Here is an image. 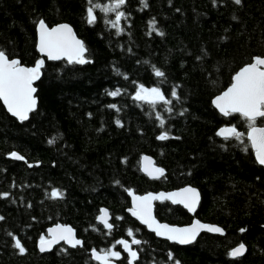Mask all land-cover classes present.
Returning a JSON list of instances; mask_svg holds the SVG:
<instances>
[{
  "label": "trees",
  "instance_id": "1",
  "mask_svg": "<svg viewBox=\"0 0 264 264\" xmlns=\"http://www.w3.org/2000/svg\"><path fill=\"white\" fill-rule=\"evenodd\" d=\"M113 2L0 0V50L10 59L26 67L40 59L35 26L43 20L48 27L69 25L89 61L43 60L37 106L25 122L0 105V264H96L89 252L110 248L124 264L116 241L133 238L141 241L131 246L138 254L133 264H264V167L245 139L247 121L237 114L222 117L210 104L240 68L264 58V0H126L117 9L125 14L119 35L105 23L115 12L100 10ZM97 4L90 25L87 9ZM141 85L159 88L171 103L135 100ZM118 89L119 95H109ZM256 126L264 127V118ZM222 127H235L241 140L219 138ZM161 133L168 139H157ZM12 152L24 159L10 160ZM142 155L163 169L162 178L140 174ZM184 186L200 194L194 217L221 228L223 236L203 233L177 247L124 212L129 190L142 195ZM54 190L62 195L53 198ZM101 208L109 213L111 231L96 223ZM154 216L175 226L192 219L167 202L154 204ZM54 224L69 225L81 246L60 244L39 254L36 245ZM240 244L244 255L231 259L229 252Z\"/></svg>",
  "mask_w": 264,
  "mask_h": 264
},
{
  "label": "snow or ice",
  "instance_id": "2",
  "mask_svg": "<svg viewBox=\"0 0 264 264\" xmlns=\"http://www.w3.org/2000/svg\"><path fill=\"white\" fill-rule=\"evenodd\" d=\"M125 2L126 0H114L110 7L105 6L103 8H100L98 4L90 6L87 9V22L90 25L96 22L97 16L94 14V8H100L105 13L115 12V19L111 21L105 20V23L115 28L116 34L119 35L123 31L119 24L125 14L122 11H117V9H120ZM240 2L241 0H235L237 4ZM89 3L91 4L92 0H89ZM150 27L155 31L154 23L150 24ZM37 30V50L46 56L48 60L65 58L68 63L84 64L89 62L85 59L87 49L80 40L76 39L68 25L49 28L43 20H40ZM43 64L44 61L41 59L37 60L33 67L22 66L18 59H10L5 51L0 50V101L20 121L27 120L29 113L36 108L37 101L33 95L36 92V88L33 87V82L40 78ZM154 71L157 77L164 76V73L160 70L155 69ZM119 94V89L109 93L113 97ZM172 96L177 97L175 90H173ZM134 99L147 101L152 105H155L157 102H163L165 105L171 103L170 100L165 98L159 88L153 87L147 89L142 85L138 87ZM212 103L223 116L227 117L239 114L247 121L249 128L247 139L255 153L256 162L264 166V127H256L257 119L264 118V58L254 57L251 63L240 68L232 77L231 85L221 95L215 97ZM111 107H115V105H111ZM168 110L171 111V109ZM156 118L160 120V124L163 126L164 120L159 115ZM117 124H119V121H117ZM216 135L222 136L225 139L234 137L237 140H241L243 136L235 127H222L217 131ZM157 139H168V135L167 133H161ZM52 142L51 140L49 141V143ZM10 156L16 160L24 159L23 156L16 152L10 153ZM144 159L146 160L147 158ZM143 170L150 176H153V178H159L158 176H154L153 173L163 175V169L161 168L149 170L145 166ZM51 195L53 198H57L62 194L54 190ZM129 195H132L133 198V207L130 210L131 214L139 219L142 224L147 225L157 236H166L169 240L180 244H187L191 243L201 230L222 234V229L202 224L199 221L193 222L189 227L175 228L159 224L152 216V201L154 200H171L173 204H183L189 211H194L196 204L199 202V193L194 188L186 187L169 194L160 193L159 195H153L149 193L146 196H135L130 192ZM107 216V210L101 209V215L98 217V220L103 223L106 229L111 231L113 225L108 222ZM241 231L244 230L241 229ZM48 234L50 238H45L44 236L40 238V250L42 252L49 250L52 245L60 241H64L72 247L81 245V241L75 238L73 229L68 226L56 225V227L48 230ZM127 234L130 237L133 236L131 230ZM140 243L141 241L135 238L131 240V243L124 239L116 241V244L122 245L124 251L128 253V264H133L138 259L137 251L132 250L131 246L139 245ZM14 247L21 254L25 251L19 240H16ZM114 247L115 245H113ZM244 251L245 246L240 244L229 252V256L239 257L244 254ZM120 256L121 253L113 251L112 248L106 252L100 250V253L96 249L92 250L93 259L100 261L101 264H110L109 257L120 259Z\"/></svg>",
  "mask_w": 264,
  "mask_h": 264
},
{
  "label": "water",
  "instance_id": "3",
  "mask_svg": "<svg viewBox=\"0 0 264 264\" xmlns=\"http://www.w3.org/2000/svg\"><path fill=\"white\" fill-rule=\"evenodd\" d=\"M59 25H67V24H64V23H61V24H57V25H54V26H51V27H49V28H53V27H57V26H59ZM37 26H38V23L36 24V26H35V51H36V53H37V55H38V57L40 58L39 60H44L45 62H59V61H64V62H66L67 64H76V63H68V61H67V59H65V58H61V59H59V60H48V58L46 57V56H44V55H42L41 53H39L38 52V50H37V44H38V30H37ZM69 26V25H68ZM70 27V26H69ZM71 28V27H70ZM71 30H72V33H73V35L76 37V39H78V40H80L77 36H76V34H75V32L73 31V29L71 28ZM81 41V40H80ZM82 42V41H81ZM253 61V60H252ZM36 64V63H35ZM34 64V65H35ZM33 65V66H34ZM33 66H30V67H33ZM240 70V69H239ZM238 70V71H239ZM235 75V74H234ZM233 75V76H234ZM40 77H41V74H40ZM40 79V78H39ZM39 79L38 80H36V81H34L33 82V87L35 88V85L38 83V81H39ZM231 83H232V79H231ZM231 83H230V85H231ZM229 85V86H230ZM228 86V87H229ZM227 87V88H228ZM227 88L225 89V90H223L220 94H218L217 96H219V95H221L224 91H226L227 90ZM36 93V92H35ZM35 93L33 94L34 95V97H35ZM217 96H215V97H217ZM214 97V98H215ZM36 98V97H35ZM213 98V99H214ZM213 99L210 101V104H211V107L220 115V116H222V117H225V116H223L220 112H219V110L213 105V103H212V101H213ZM36 101H37V99H36ZM0 105L2 106V108H3V110H4V112L9 116V117H11V118H13V119H15L16 121H18V122H25V121H27V120H24V121H20L17 117H15V116H13L8 110H7V107L3 104V102L2 101H0ZM36 106H37V104H36ZM36 109V108H35ZM35 110H33L32 112H34ZM32 112H30L29 113V115L32 113ZM237 115H239V114H237ZM240 116V115H239ZM258 119H260V118H258ZM257 119V120H258ZM256 127H258V126H256ZM221 129V128H220ZM219 130V129H218ZM217 130V131H218ZM248 131H249V129L246 131V133H245V139L247 140V142H248V144H249V146H250V149H251V151H252V153H253V157H254V160H255V162H256V158H255V153H254V151L252 150V148H251V144H250V142L248 141V139H247V133H248ZM219 138H221V139H225L224 137H222V136H218ZM144 158H147L146 160L144 159ZM9 159L10 160H13V161H17V162H21L22 160H16V159H13L10 155H9ZM256 164L258 165V166H260V167H264V166H262V165H260V164H258L257 162H256ZM148 167V169L149 170H151V169H153V168H159L158 166H156L155 164H154V161H153V159L151 158V157H149V156H146V155H142V156H140V158H139V162H138V169H139V172H140V174L142 175V176H144L146 179H148V180H158V179H160V178H162L163 176H164V171H163V175L161 176V175H159L158 173H153V175L154 176H158L159 178H153V176H150L147 172H145L143 169H144V167ZM186 187H190V186H184V187H182V188H179V189H176V190H172V191H169V192H156V193H154V192H149V193H151V194H153V195H159L160 193H164V194H169V193H173V192H177V191H179V190H181V189H183V188H186ZM191 188H193V187H191ZM195 189V188H194ZM197 192H198V190L197 189H195ZM132 193L133 195H135V196H146V195H148L149 193H145V194H142V195H137V194H134L131 190H129V191H127L126 192V195H127V198H128V203H129V206H128V208L127 209H125V214H127L133 221H135L138 225H140L141 227H143L148 233H150V234H152L156 239H159V240H163V241H167V242H169V243H172V244H175V245H178V246H187V245H189V244H192L195 240H196V238L200 235V234H203V233H205V234H208V235H215V236H223L224 235V232H223V230H222V234L221 233H216V232H211V231H206V230H201L199 233H198V235L196 236V238L191 242V243H187V244H180V243H177V242H175V241H173V240H169V239H167L166 238V236H157L156 235V233L154 232V231H152V230H150L149 228H148V226L147 225H145V224H142L141 222H140V220L139 219H137L135 216H133L132 214H131V209H132V207H133V198H132V195H129V193ZM199 193V192H198ZM163 201H166V202H168L169 204H171V205H173V206H179V207H181L185 212H186V214L189 216V217H193L194 215H195V212H196V209H197V206H198V204H199V202L196 204V206H195V210L194 211H189L187 208H185L184 207V205L183 204H173L172 202H171V200H154V201H152V216L155 218V216H154V203L155 202H163ZM199 201H200V194H199ZM101 209H104V210H106L105 208H101ZM101 209L99 210V213L97 214V216H96V223L98 224V225H100L104 230H108V229H106L105 227H104V225H103V223L101 222V221H99L98 220V217L101 215ZM108 212V211H107ZM106 219L108 220V222H109V213H108V216L106 217ZM155 220L159 223V224H164V225H168L169 227H175V228H185V227H189V226H191L192 224H193V222H195V221H199V220H197L196 218H192V220L190 221V223L189 224H187V225H184V226H174V225H169V224H166V223H163V222H159L156 218H155ZM200 222V221H199ZM200 223H202V222H200ZM202 224H205V223H202ZM56 225H62V226H68V227H70L69 225H63V224H54V225H52V226H50V227H48L47 228V230H46V238H50L49 237V234H48V230L50 229V228H54V227H56ZM205 225H209V226H214V227H217V226H215V225H210V224H205ZM264 227V226H263ZM71 228V227H70ZM219 228V227H218ZM221 229V228H220ZM74 231V230H73ZM74 234H75V232H74ZM75 238H76V235H75ZM77 239V238H76ZM60 244H63L65 247H68V248H75V247H72V246H70L69 244H67V243H65L64 241H60L59 243H57V244H54V245H52V247L49 249V250H46V251H41L40 250V242H38L37 243V245H36V251L39 253V254H45V253H49V252H51L55 247H57L58 245H60ZM81 245H78V246H76V247H80ZM238 247V246H237ZM120 248H121V250H122V252L127 256V258L129 259V257H128V253L127 252H125L124 251V249H123V247H122V245H120ZM236 248V247H235ZM235 248H233V249H235ZM232 249V250H233ZM98 253H100V252H98ZM244 253H245V251H244ZM102 254V253H101ZM244 255V254H243ZM242 255V256H243ZM89 256H90V259H91V261H93L94 263H96V264H101V262L100 261H97V260H95V259H93V257H92V250L89 252ZM242 256H239V257H231L230 256V258L231 259H235V258H240V257H242ZM109 262H110V264H118L116 261H114V260H112V259H110L109 258ZM135 262V261H134ZM133 262V263H134ZM128 264V263H127Z\"/></svg>",
  "mask_w": 264,
  "mask_h": 264
},
{
  "label": "flooded vegetation",
  "instance_id": "4",
  "mask_svg": "<svg viewBox=\"0 0 264 264\" xmlns=\"http://www.w3.org/2000/svg\"><path fill=\"white\" fill-rule=\"evenodd\" d=\"M159 180V179H158ZM182 188V187H181ZM179 189V188H178ZM174 190H176V189H174ZM170 191H172V190H170ZM160 192H162V191H160ZM167 192H169V191H167ZM163 202H166V201H163ZM155 203H162V202H155ZM154 203V204H155ZM168 203V202H167ZM169 204V203H168ZM169 205H171V204H169ZM171 206H173V205H171ZM179 207V206H178ZM181 208V207H180ZM183 210V209H182ZM184 211V210H183ZM185 212V211H184ZM186 213V212H185ZM191 218H195L194 216L193 217H191ZM192 220V219H191ZM164 223V222H163ZM190 223V222H189ZM188 223V224H189ZM187 225V224H186ZM175 226V225H174ZM184 226V225H183ZM147 232V231H146ZM163 241V240H162ZM165 242H167V241H165ZM130 243V242H129ZM169 245H174V246H177V247H185V246H178V245H175V244H172V243H169V242H167ZM190 245V244H189ZM188 246V245H187ZM121 249V248H120ZM133 250V249H132ZM122 251V250H121ZM124 254V253H123ZM125 255V254H124ZM125 257H126V261H125V263L124 264H127L128 263V258H127V256L125 255ZM119 264V263H118Z\"/></svg>",
  "mask_w": 264,
  "mask_h": 264
},
{
  "label": "rangeland",
  "instance_id": "5",
  "mask_svg": "<svg viewBox=\"0 0 264 264\" xmlns=\"http://www.w3.org/2000/svg\"><path fill=\"white\" fill-rule=\"evenodd\" d=\"M109 258H111L112 260H116V258H114V257H109Z\"/></svg>",
  "mask_w": 264,
  "mask_h": 264
},
{
  "label": "bare ground",
  "instance_id": "6",
  "mask_svg": "<svg viewBox=\"0 0 264 264\" xmlns=\"http://www.w3.org/2000/svg\"><path fill=\"white\" fill-rule=\"evenodd\" d=\"M167 224V223H166Z\"/></svg>",
  "mask_w": 264,
  "mask_h": 264
}]
</instances>
